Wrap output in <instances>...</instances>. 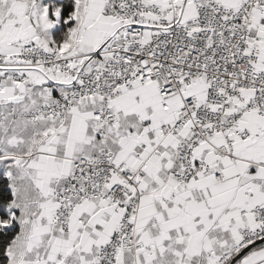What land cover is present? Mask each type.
Here are the masks:
<instances>
[{"label": "snow or ice", "instance_id": "obj_1", "mask_svg": "<svg viewBox=\"0 0 264 264\" xmlns=\"http://www.w3.org/2000/svg\"><path fill=\"white\" fill-rule=\"evenodd\" d=\"M0 264H264V0H0Z\"/></svg>", "mask_w": 264, "mask_h": 264}]
</instances>
